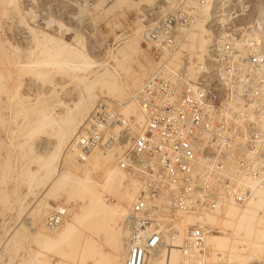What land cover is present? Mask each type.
Returning <instances> with one entry per match:
<instances>
[{
  "label": "built area",
  "instance_id": "obj_1",
  "mask_svg": "<svg viewBox=\"0 0 264 264\" xmlns=\"http://www.w3.org/2000/svg\"><path fill=\"white\" fill-rule=\"evenodd\" d=\"M263 18L250 0H165L140 12L157 68L133 92V114L100 103L68 145L81 164L113 156L139 187L121 222L124 264H148L179 239L185 264H227L206 247L205 223H181L264 192ZM198 25L209 39L201 61L184 49L185 32ZM66 217L65 207L53 209L47 231Z\"/></svg>",
  "mask_w": 264,
  "mask_h": 264
},
{
  "label": "rangeland",
  "instance_id": "obj_2",
  "mask_svg": "<svg viewBox=\"0 0 264 264\" xmlns=\"http://www.w3.org/2000/svg\"><path fill=\"white\" fill-rule=\"evenodd\" d=\"M134 1L138 3L135 8L128 10L124 7L121 12L112 13L105 11L114 3L113 0H13L14 3L12 2V4L14 5L10 6L11 3H4L3 6L0 3V45L2 44L0 48L5 53L3 55L0 49V62H4V65H0V72L7 70L12 73L10 78L6 76V72H3V77L0 80V87L1 84L5 85V89L1 87L0 90V264H7L8 262L9 264H22L23 261H30L37 252H42L51 257L52 262L59 260L53 253L48 254L43 250L40 251V247L34 241L33 237L38 228L33 213L42 200L52 206L59 205L70 209L72 213L76 210V203L66 204L63 196L59 200L52 196L46 197L47 192L54 184L55 174L61 173L67 164L60 157V161L58 160L55 164L54 168L57 170H54V175L43 180L45 170L41 168V164L52 156L56 145L55 134L61 124L59 123L53 129L44 127L43 130L38 131L35 123L38 124L41 113L43 112L42 118L53 116L59 121V118L64 117L65 109L58 107L57 102L60 101L65 106L73 108V103L80 99L81 94L86 96L85 89L87 86L93 88V92L99 97L96 105L103 103V99L110 103L109 106L122 105L131 100L129 99L130 95L132 96L138 88L131 87L130 78H132V74H140L139 65L147 67L149 63H155L146 46L142 43L141 37L140 51L134 57L136 63L131 66L132 69L127 76L123 75L125 79L123 85L127 97L108 99L100 94V85L98 84L93 86V84L85 81H73L71 76L61 75L55 68L30 64L41 58L45 48L38 41L47 35L52 39L66 43L70 48L79 50L81 54L84 53L88 59L97 65L115 68V62L111 60H113L112 57L117 50L134 39L137 34L141 36L138 32L140 28L137 23L140 12L144 8L152 7L164 0L159 2L156 0ZM250 4L254 6L261 17L264 16V0H250ZM52 44L54 42H49L46 46L50 48ZM4 56L12 61L24 60L25 64L18 66L19 69L10 66ZM49 68L51 69L49 70ZM41 69L51 72L47 77L42 78L36 75V72L42 71ZM76 75L88 77L82 73ZM89 77L91 76L89 75ZM145 80L142 79L141 82ZM15 88L16 91H14ZM18 89L19 92H17ZM16 92L19 96L16 95ZM26 102H29V105ZM42 102L47 104L46 107L45 104L41 105ZM31 103L34 104V108ZM28 107H32L33 111ZM37 110H40V115ZM84 123L86 125V120ZM33 128H36V133ZM82 128H78L77 132ZM46 149L48 152L44 154ZM67 153L70 155L71 152L69 153L68 148L66 149L64 146L61 156L65 158ZM71 154L73 155V153ZM29 173L36 174L31 182ZM99 176L100 174L97 176L98 180L101 179ZM128 185L129 183L126 181L124 187L128 188ZM115 202L113 198L108 199V204L116 205L117 202ZM131 205L125 207L126 210H129ZM45 217L41 224L43 227L45 226L43 222ZM121 222L118 221L117 223L119 229ZM214 228L209 227L211 233L218 236L223 235V229ZM95 240L105 250L108 249L101 238H95ZM263 259L264 257L258 262L247 261L244 264H264Z\"/></svg>",
  "mask_w": 264,
  "mask_h": 264
},
{
  "label": "bare ground",
  "instance_id": "obj_3",
  "mask_svg": "<svg viewBox=\"0 0 264 264\" xmlns=\"http://www.w3.org/2000/svg\"><path fill=\"white\" fill-rule=\"evenodd\" d=\"M157 1L163 0H156V2ZM12 2L13 0H0L1 5L4 3H11L9 6L14 5ZM113 2L114 3L106 11L104 10L105 12H121L124 7L129 10L135 8L138 4L135 3L134 0H113ZM13 10H16V8H13ZM138 32H140L141 35V28ZM207 36L208 32L202 25L196 26L192 31L185 32L184 38L187 43L184 49L201 61L202 55L207 51L209 43ZM49 42H54L50 48L46 46ZM38 43L45 46L42 56L36 59L35 63L33 62L30 64L55 68L59 74L71 76L73 81H85L86 83L93 84V86L94 84H98L100 85V94L103 95L104 98L122 99L123 97H127V92L123 85L125 80L123 75L127 76L132 69L131 66L136 63L134 57L141 48V36L138 34L134 39L125 43L123 47L121 46L122 48L117 50L116 54L113 55V60L111 61L115 62V68H113V66L109 68L107 66L97 65L88 59L84 53L81 54L79 50L77 51L70 48L66 43L52 39L47 35H44L42 40H39ZM0 46H2V44ZM2 50L3 49H1V51ZM2 53L3 55L5 54L4 51H2ZM177 58L178 56L175 59ZM5 59L10 66L16 68L21 64H25L24 60L18 62V60L15 61L13 59L14 61H12L7 59V56ZM0 65H4V62L1 61ZM156 68L157 64L153 62L149 63L147 67L139 65L140 74H132V78H130L131 87H139V85L142 84V79L147 80L154 74ZM50 69L51 68H49V70ZM21 71L22 70H20V72ZM3 72H6V76L11 78L12 73L7 70ZM3 72H0V80L3 77ZM50 72L51 71L42 70L36 72V75L45 78ZM79 73L88 77L76 75ZM89 75L91 77H89ZM1 85V87L5 89V85ZM85 90L87 92L86 96L81 94L80 99L76 103H73V108L65 106L60 101L57 102L58 107H64L65 109L64 117L59 118V121L53 116L42 118L43 112H40V115V110H37V113L40 115L38 124L35 123L38 131H40V129L43 130L44 127L53 129V127L58 126L59 123L61 124L58 126L55 134V150L51 157L47 156L50 157V159L41 164V168L45 170L43 180L54 175V170H57L54 167L57 161H60V157L64 159H62V161H64L68 167L63 171L61 170V173L57 172L55 174L53 178L54 184L49 192H47L46 197L52 196L59 200L61 196H63L66 200V204L76 203V210L74 209L75 212L72 213V210L66 209L68 214L67 219L64 220L58 231L51 233L47 231L46 226H44V228L43 225H41L42 220L49 211H53V209L62 206H52L50 203L40 200L39 206L33 213L38 228L33 238L40 247V251L43 250L48 254L53 253L59 260L52 262L51 257H48L42 252H37L30 261H23L22 264H124L125 262L127 251L124 243V233L122 227L120 229L117 227V223L118 221H123L128 214L129 210H126L125 207H129L136 198L139 191L137 183L125 177L123 172L114 165L115 160L111 155L95 153L84 164L76 162L75 155H72V152L69 150V153L71 152L70 155L67 153L65 158L61 156L63 147L66 146V149L68 148L71 139L78 133V128L85 127V120L87 121L90 117L89 115L99 106L98 104L96 105V101L99 97L93 92V88L87 86ZM14 91H16V88ZM17 92H19V89ZM16 95H18V93ZM129 99H131V95ZM100 100L102 101V99ZM130 101L131 100H128L122 104L125 106L122 111L125 118H129L133 114L134 109ZM38 102L40 104V101ZM102 102V104H110L104 101V99ZM43 104L45 103L42 102L41 105L43 106ZM46 105L47 104H45V107ZM28 108L31 109L30 107ZM136 120L139 122L140 117H137ZM46 152H48L47 149L44 151V154H46ZM99 174L101 179L99 178L98 180L97 176ZM35 175L34 173H29L30 182L33 181ZM126 181L129 183L128 188L124 187ZM109 198L115 199L117 204H108ZM45 221H43L44 225ZM196 221H201L210 228L218 227L219 229H223L222 236L210 233L206 237V247L212 252H219L225 255L227 264H244L247 261L258 262L264 257L263 191H256L252 198L243 205L229 203L217 213H205L200 218L187 216L183 219L181 225L186 226ZM227 232L230 233L228 234ZM95 238H101L103 243L108 246V249L105 250L102 246L98 245ZM181 242L182 240L179 239L176 249H172L167 253H162L157 258H151L148 264H185L177 249L181 245ZM14 244V246H16V243ZM7 264H9V262Z\"/></svg>",
  "mask_w": 264,
  "mask_h": 264
}]
</instances>
